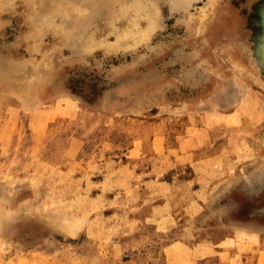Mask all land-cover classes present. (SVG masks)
Masks as SVG:
<instances>
[{"label":"rangeland","instance_id":"374dc122","mask_svg":"<svg viewBox=\"0 0 264 264\" xmlns=\"http://www.w3.org/2000/svg\"><path fill=\"white\" fill-rule=\"evenodd\" d=\"M245 1L0 0V264H264Z\"/></svg>","mask_w":264,"mask_h":264},{"label":"water","instance_id":"95a60500","mask_svg":"<svg viewBox=\"0 0 264 264\" xmlns=\"http://www.w3.org/2000/svg\"><path fill=\"white\" fill-rule=\"evenodd\" d=\"M241 7L242 13L232 10L226 25L236 41L233 55L243 69L264 83V0H246ZM244 208L246 217L264 223V205L252 212L247 204Z\"/></svg>","mask_w":264,"mask_h":264},{"label":"bare ground","instance_id":"6f19581e","mask_svg":"<svg viewBox=\"0 0 264 264\" xmlns=\"http://www.w3.org/2000/svg\"><path fill=\"white\" fill-rule=\"evenodd\" d=\"M34 82V81H33ZM32 82V83H33ZM244 101V100H243ZM6 199V198H5ZM75 233V232H74ZM252 243L255 245V244H259L260 242H259V240L258 239H253L252 240Z\"/></svg>","mask_w":264,"mask_h":264}]
</instances>
